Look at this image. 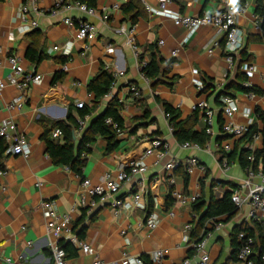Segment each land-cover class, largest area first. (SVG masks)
I'll use <instances>...</instances> for the list:
<instances>
[{
  "label": "crops",
  "instance_id": "1",
  "mask_svg": "<svg viewBox=\"0 0 264 264\" xmlns=\"http://www.w3.org/2000/svg\"><path fill=\"white\" fill-rule=\"evenodd\" d=\"M129 1L95 0L93 7L96 13L88 15L75 5L76 0H0V120L8 118L14 121L15 133L22 134L30 144L27 156L2 153L0 264L51 262L49 244L62 239L46 234V217L40 203L48 200L53 201L58 214H70L71 229L84 226L77 237L92 248V252H84L70 243L69 251H66L68 264H92L95 259L109 263L118 261L124 254L145 258L151 264H177L194 252L190 230L197 223L198 215L192 212V202L174 203L170 190L177 189L189 194L196 192L204 200L220 198L226 191L239 187L247 178L246 170L239 166L235 157L228 159L226 168L220 165L222 158L226 157L220 159L218 149L230 151L240 136L220 132L217 115L220 113L221 121L224 116L221 105L215 99L221 88L231 81H237L238 72L245 75L241 67L244 62H239V51L244 47L250 56L248 62L256 66L255 72L249 77L245 75L244 80L260 89V93L231 89L238 107L231 121L245 124L251 118L261 128L255 109L264 111V32L260 19L254 13L256 0H227L243 5L238 17L243 45L230 58L224 51V37L217 34L215 27L201 25L188 36L183 25L169 16L154 14L146 9L147 6H157L159 0H133L138 1L141 9L133 24L140 53L147 58L155 50L162 59H172L166 73L168 79L174 76L171 85L167 82L152 85L148 78L146 80L138 58L119 31L121 25L130 24L122 10V6ZM55 2H60L61 6L51 14ZM21 4L27 5V18L37 23L34 29L25 33L18 30L22 22ZM223 6L224 0H171L167 5L172 11L188 15L214 13ZM65 17L71 18L73 24L68 25ZM78 20H88L94 24L96 29L92 38L75 37ZM160 39L162 43L158 44ZM206 44H209L210 50ZM33 46H37L38 53L44 55L38 63L29 60L26 55ZM173 49H177L176 55H172ZM11 53L20 57L25 72H37L41 80L29 84L25 100L19 108L9 109L7 103L19 93L16 85L6 81L10 72L6 56ZM56 57L64 58V61L61 63ZM63 64L66 65L65 69ZM100 66L111 72L122 71L114 78L98 110H102L110 98L116 97L124 127L117 134L116 146L110 151L106 150V140L100 135L95 136L89 143L90 151L85 157L80 176L67 166L52 162L45 151L42 122L49 124L64 120L69 107L71 114L77 118L75 103L83 101L86 105L91 104L93 93L87 90V83ZM60 71L62 77L52 82L54 75ZM196 80L206 84L211 82L212 85L201 91L195 86ZM131 85L138 88L140 96H134L129 89ZM156 98L177 108L180 118L190 114L196 102L203 100L214 113V132L204 146L183 147L169 130L168 119ZM245 110L249 112L245 114ZM76 129L74 135L79 139L81 133H77ZM193 129H204L201 116ZM154 136L165 140L169 154L180 161L195 156L204 165V171L194 169L192 173H186L183 166H177L172 171L170 182L171 176L163 168L168 156L156 162V155L150 154L144 159L147 170L141 177L132 176L124 181L117 192L103 201L95 198L96 204L90 211L78 205L83 177L95 183L105 173L113 176L120 162L139 157ZM0 141L7 146L8 140L0 138ZM252 146L261 147L260 134L253 139ZM260 170L261 163L250 178V183L260 181L256 175ZM214 181L216 183L212 184ZM242 192L246 193L247 188H243ZM134 193L139 194L141 205L115 211L112 200ZM168 210L172 215L168 214ZM247 211L248 205L243 203L231 216L219 215L206 219L204 230L208 237L206 250L209 264H242L232 258L231 237L237 225L255 227L257 221L249 218ZM150 213L157 217L153 228L145 224ZM186 223L191 224L187 232L184 230ZM216 224L219 227L215 229ZM185 235L188 239H185ZM72 246L75 251H72ZM158 249L164 252L156 263L151 260L150 253Z\"/></svg>",
  "mask_w": 264,
  "mask_h": 264
},
{
  "label": "built area",
  "instance_id": "2",
  "mask_svg": "<svg viewBox=\"0 0 264 264\" xmlns=\"http://www.w3.org/2000/svg\"><path fill=\"white\" fill-rule=\"evenodd\" d=\"M171 0H159L157 6L150 7L147 6L146 9L154 14H163L172 18L176 23L183 25L187 31L188 36L193 33L201 25H211L216 28L217 34H221L224 37V51L228 54L230 58L232 54L237 52L243 45V32L238 25V17L243 11V5H236L224 0V6L221 10L214 13H203L197 15L179 14L178 12L170 10L167 5ZM75 5L84 13L88 15H95V8L92 6H87L85 3L75 2ZM60 2H55L54 8L50 10L51 14H54L58 8H60ZM28 8L26 4H21L20 6V17L21 24L18 27L19 32H28L34 29L37 25L36 21L32 18H27ZM64 21L68 25L73 24V20L69 17H65ZM76 27L75 37L78 39L92 38L95 33V26L92 22L88 20H78ZM119 31L124 34L126 44L131 48L134 56L138 58L140 54V48L136 41L135 36V26L134 25H121ZM215 38V37H214ZM158 44L162 43V40H158ZM206 48L210 50L209 44H206ZM172 55H176L177 49L172 50ZM7 63L10 67V72L6 77V81L10 84H14L19 89V93L7 103V108H19L25 100L26 90L31 83H39L41 76L37 72H25L21 63L20 57L16 54H8L6 56ZM146 58L142 60L138 59L140 67L145 64ZM242 70L247 77L251 76L255 70L256 66L251 62H244L242 65ZM66 65L63 64V69ZM122 71H113L112 75L115 78L120 75ZM145 77V76H144ZM146 78V77H145ZM147 80V78H146ZM243 85L248 86L249 82L244 80ZM195 86L198 90H202L204 83L201 80L195 81ZM2 87V82L0 80V89ZM130 91L134 96H140L138 88L134 85L129 86ZM221 112L224 116L222 121L220 132L222 134H227L229 136L237 137L244 134L248 126L252 123V119L249 118L245 124H235L231 121V117L234 112L238 110L235 100L229 95H221ZM86 105L83 101H77L75 106L77 108ZM198 108L201 112V118L204 122V130L208 135H212L214 130V113L211 108L203 100H199L194 105V108ZM249 110H245V114ZM90 114H85L83 117H77V133L85 128ZM105 122L108 124H113L110 117L105 118ZM169 130L172 131V127L169 125ZM16 127L14 121L8 118L0 120V138L8 140L7 146L4 152L7 154H21L27 156L30 153V144L27 142L22 134H16ZM120 130H118V133ZM117 133V134H118ZM51 136L56 139H60L62 132L60 128L55 127ZM256 137V135H255ZM254 137V138H255ZM89 145V144H87ZM183 147H194L198 148L199 145L196 143L183 142ZM249 148H253L252 144ZM87 152L81 151L80 157L85 158ZM150 154L156 155V162L164 156H168L166 161L163 163L164 172L171 176L172 171L179 165L184 167L186 173H192L194 169H198L201 172L204 171V165L195 156H189L183 161L169 154L168 143L163 140L160 136H154L149 141V146L146 147L143 152L137 158H129L119 163L117 166L115 174L112 176L110 173L103 174L97 182L93 183L87 177H83L81 180L82 193L80 194L77 203L82 207H87L88 210H92L95 206V198L103 201L110 197L113 193L117 192L121 187L122 183L132 176L141 177L147 170V164L144 159ZM220 165L224 168L228 166V161L226 158H222ZM247 178L243 183L232 190L230 195L231 201L239 208L243 203L248 205V217L256 220L264 232V172L259 171L256 173L259 178V182L250 183V178L255 175V172L251 169H247ZM4 170H0V174H3ZM170 182H172V176L169 177ZM247 188V192L243 193L242 189ZM173 202H184L195 201L200 195L199 193H186L179 191L177 189L170 190ZM112 206L115 211L118 209H130L131 207L141 205L140 196L137 193L129 194L125 198H117L111 201ZM40 207L43 210V214L46 217L45 231L47 235L54 236L55 239H62L72 243L76 248H80L84 252H92L91 246L86 244L84 241L79 239L76 234L72 231L70 227V214L63 213L58 214L54 208V203L52 200L42 201ZM168 214L172 215V212L168 210ZM157 223V217L155 214L150 213L146 219L145 224L153 228ZM218 224L215 225V229L218 228ZM191 228V224L186 223L184 225V230L187 232ZM188 239L187 235L184 236ZM238 239L241 241L240 245L237 247L236 259L242 264H254L253 260L250 259L252 253L253 238L246 234L245 231H239L237 233ZM208 237L204 235L200 239L194 241L192 246L194 252L191 256H186L177 264H209V253L206 250ZM52 260L49 264H68L66 258V252L58 241H52L49 244ZM163 250L158 249L150 253V258L152 261L158 263L163 256ZM260 259L264 263V250L260 254ZM92 264H144L139 256H132L124 254L118 261L112 260L109 263L95 259Z\"/></svg>",
  "mask_w": 264,
  "mask_h": 264
},
{
  "label": "trees",
  "instance_id": "3",
  "mask_svg": "<svg viewBox=\"0 0 264 264\" xmlns=\"http://www.w3.org/2000/svg\"><path fill=\"white\" fill-rule=\"evenodd\" d=\"M80 3H85L87 6H94L95 0H76ZM123 12L127 15L130 25H133L136 21L138 14L141 13L140 5L138 1L130 0L122 6ZM255 15L260 19V27L264 32V0H256ZM37 46L30 47L26 55L29 60L34 63H38L40 59L44 56L43 53L40 54L37 51ZM143 54L140 53L138 56L139 60L143 59ZM239 62H248L250 56L246 53L244 47L239 51ZM59 62H63L64 58H55ZM172 63V59L164 60L162 59L155 50H152L148 57L146 58L145 64L140 67L142 74L155 85L160 82H167L171 85L174 79L172 76L170 79L166 77V73ZM163 65V66H162ZM62 71L57 72L52 78V82L57 81L62 77ZM237 81H231L226 84L217 92L215 101L219 106L221 105L220 96L229 95L232 97L231 89L241 90L245 93H260V89L253 85L245 86L241 82L246 78L245 75L238 72ZM114 82V77L112 72L107 70L104 66H100L97 73L89 80L87 83V90L93 93V99L90 105H84L83 107H76V112L78 117H83L85 114H90L88 122L85 128L81 131L79 139L75 138L74 131L78 127L77 118L74 117L70 112V107L67 112L66 118L64 120L54 121L52 123L46 124L42 122L44 127L43 139L45 141V151L55 164H62L70 168L76 174L81 176V169L84 165L85 158L80 157V152H89V144L95 139L96 135L102 136L106 140V150L110 151L114 149L118 142L117 133L118 130L123 129L124 123L120 115V103L116 97L110 98L104 105L102 110H98L102 98L109 92L112 84ZM204 83V82H203ZM212 84L204 83V87L201 91L206 90ZM156 100L162 105L164 113L168 119L170 126L172 127V133L178 142H190L196 143L199 146H204L206 141L209 139V135L205 133L204 129L195 130L193 126L195 122L200 118L201 112L198 108H193L192 112L184 118H180V112L177 108H174L166 101L156 98ZM256 117L261 123V128L258 127L257 122H252L246 132L242 134L235 142L233 149L230 151H224L221 148L218 149L220 153V159L226 157L227 161L230 157H235L239 166L247 170L248 168L252 171H257L259 163H261V171L264 172V111L256 108ZM110 117L113 124H108L105 122V118ZM217 124L220 129L222 121L220 113L217 115ZM58 127L62 132L60 139L53 138L51 136L52 130ZM260 134L261 136V147L260 148H249L255 135ZM220 137H217L219 140ZM5 146L2 145L0 141V168L2 165V153ZM182 165H179V167ZM187 179L186 174L184 175V180ZM216 183L214 182H211ZM235 187V185L233 186ZM232 190L226 191L220 198H208L203 199L200 195L195 201L192 202V212L198 215V220L195 226L190 230V238L196 241L203 237L206 232L204 230V223L206 219L214 218L219 215H233L237 207L231 201L230 195ZM167 204L169 203V197H167ZM83 225L79 229L72 228V231L78 236L80 232L83 231ZM203 229V231H201ZM239 231H245L247 235L253 238L252 253L249 256L253 260L254 264H264L260 259V254L264 250V232L260 224L256 222L254 228L240 224L237 225L231 237V242L233 245V255L232 258H236L237 247L240 245L241 241L237 237ZM59 244L66 251H69L70 242L60 241ZM71 249V248H70ZM76 249L72 246V251ZM192 253V249L189 250ZM190 253V254H191ZM67 257V253H66ZM145 264H151L145 258H142Z\"/></svg>",
  "mask_w": 264,
  "mask_h": 264
}]
</instances>
